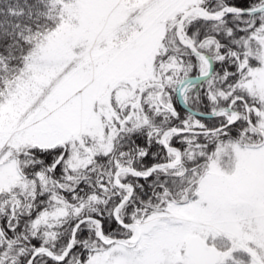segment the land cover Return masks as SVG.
<instances>
[{
    "label": "snow or ice",
    "instance_id": "obj_1",
    "mask_svg": "<svg viewBox=\"0 0 264 264\" xmlns=\"http://www.w3.org/2000/svg\"><path fill=\"white\" fill-rule=\"evenodd\" d=\"M0 264H264V0H0Z\"/></svg>",
    "mask_w": 264,
    "mask_h": 264
}]
</instances>
